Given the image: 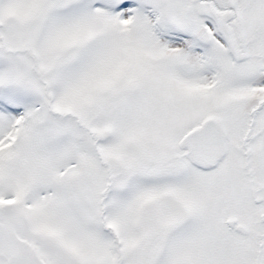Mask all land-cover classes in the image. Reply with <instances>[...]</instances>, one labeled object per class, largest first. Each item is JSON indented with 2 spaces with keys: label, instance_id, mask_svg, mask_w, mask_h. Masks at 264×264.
Instances as JSON below:
<instances>
[{
  "label": "snow or ice",
  "instance_id": "snow-or-ice-1",
  "mask_svg": "<svg viewBox=\"0 0 264 264\" xmlns=\"http://www.w3.org/2000/svg\"><path fill=\"white\" fill-rule=\"evenodd\" d=\"M0 264H264V0H0Z\"/></svg>",
  "mask_w": 264,
  "mask_h": 264
}]
</instances>
